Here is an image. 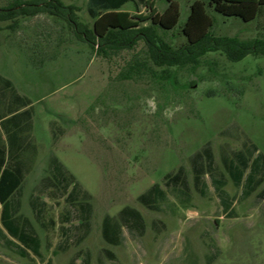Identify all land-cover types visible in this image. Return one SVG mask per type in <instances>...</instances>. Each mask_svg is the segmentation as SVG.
I'll list each match as a JSON object with an SVG mask.
<instances>
[{
	"label": "rangeland",
	"instance_id": "rangeland-1",
	"mask_svg": "<svg viewBox=\"0 0 264 264\" xmlns=\"http://www.w3.org/2000/svg\"><path fill=\"white\" fill-rule=\"evenodd\" d=\"M11 1L0 0V7ZM61 1L76 6L78 21L92 28L87 0ZM154 2L159 11L165 8L164 0ZM177 2V25L160 33L176 48L185 43L181 30L191 1ZM125 9L137 15L131 4ZM206 10L214 36L264 37V6L248 22L208 5ZM10 23L0 22V75L33 106V126L22 133L28 171L19 214L36 231L41 256L21 255L0 239V264H264V178L239 200L242 185L235 187L225 169L226 159L242 167L239 154L248 161L245 174L258 159L264 177V56L230 62L210 52L194 64L159 68L142 41L132 50L103 55L58 18L43 14L30 22L20 17L14 30ZM6 34L11 38H3ZM19 48L22 53L6 55ZM37 49L44 60L52 55L56 62H31ZM163 70L167 79L160 76ZM2 138L7 148L6 135ZM195 157L203 192L194 185ZM179 171L184 176L167 186L165 176ZM46 177L64 179L66 193L77 183V202L70 204L65 192L52 198L42 184ZM215 178L225 181L232 203L227 210ZM156 183L167 200L148 208L138 197ZM31 200L45 203L44 219L55 221L52 228L37 222ZM78 202L90 205V217L73 215ZM129 211L139 212L138 227ZM106 217L119 229L120 244L103 237ZM60 227L70 232L66 241Z\"/></svg>",
	"mask_w": 264,
	"mask_h": 264
},
{
	"label": "trees",
	"instance_id": "trees-1",
	"mask_svg": "<svg viewBox=\"0 0 264 264\" xmlns=\"http://www.w3.org/2000/svg\"><path fill=\"white\" fill-rule=\"evenodd\" d=\"M165 1L167 6L160 13L152 0H87V13L93 19V25L90 28L78 21L76 6L66 5L61 0H12L7 5L0 7V22L10 21L8 28L14 30L20 17L47 14L63 20L79 40L86 43L97 54L103 55L121 50H132L139 41H142L146 47L148 58L154 66L159 68L184 67L194 64L199 58L210 52H220L230 62L240 61L247 55L264 56V37L242 39L214 36L210 32L213 20L206 10L208 5L223 16L239 17L248 22L257 17L260 8L264 6V0H208L207 3L202 0H187L191 1L190 12L181 30L185 36V43L177 48L165 41L160 34L173 29L180 17L177 0ZM126 3L133 4L135 9L143 5L146 13L131 15L130 12L121 10ZM160 76L167 79L169 77L168 70H163ZM5 82L11 85L9 80L5 79ZM24 102L26 105L31 104L27 98ZM31 109L30 106L23 112L14 113L9 119L1 123L6 133L7 148L3 139L0 138V239H3L7 244H13L21 255L26 256L27 252H31L40 257L39 237L27 217L19 214L22 185L28 171L26 161L22 158L28 143L26 138L22 137V133L32 128ZM196 157L192 167L194 185L199 192H203L202 189H206V185L205 183L201 184L200 173L202 169ZM236 160L242 163V167L226 159L228 165L225 169L235 187L241 188L242 185L239 200H244L256 190L264 177L259 176L261 167L258 165V159L252 161L250 170L246 174L248 161L241 160L239 154L236 155ZM55 165L60 167L59 163ZM183 176L181 171L174 175L167 174L165 176L167 178L166 185L175 186ZM214 182L217 184L215 191L221 199L223 209L227 210L232 203L223 190L225 181L224 179L219 181L215 178ZM42 184L45 191L52 195V198H57V194L60 192L66 193L68 187L64 179L53 182L48 177L42 180ZM58 187L62 190H59ZM77 189L78 184L76 183L72 190L66 193L65 198L70 204H75L78 200L81 189L79 188L78 191ZM83 192L86 195L85 191ZM181 192L186 195V192ZM261 192L264 195V188ZM138 198L146 207L157 209L159 202L167 200V192L156 183ZM44 205V202L40 204L34 200L30 201L37 222L45 228L48 224L52 228L55 221L52 218L44 219ZM77 210L78 213L73 214L74 216L90 217L91 207L89 204L78 202ZM129 213V216L133 218L134 226L138 227V224L141 223L139 212L133 211L131 213L129 211ZM66 215H69V211H66ZM108 220V217L104 219L103 237L113 244H120L123 239L120 231L118 228L109 225ZM60 228L63 230L61 234L66 241L70 232L63 227ZM7 235L17 240L21 246L12 242ZM43 264H51V262L47 261ZM70 264H75V261Z\"/></svg>",
	"mask_w": 264,
	"mask_h": 264
},
{
	"label": "crops",
	"instance_id": "crops-1",
	"mask_svg": "<svg viewBox=\"0 0 264 264\" xmlns=\"http://www.w3.org/2000/svg\"><path fill=\"white\" fill-rule=\"evenodd\" d=\"M152 1L154 2V0H152ZM129 4H131V3L124 4L122 6L121 10L128 11V12L131 13V15H133V13L130 10L125 9V6L126 5H129ZM165 4H166L165 5V8H166V6H167L166 1H165ZM131 5L133 6V4H131ZM154 6L156 7L155 2H154ZM133 8H134V6H133ZM156 9H157V7H156ZM134 10L137 13V15H139V14H145L146 13V9H145V7L143 5H140L138 7V9H135L134 8ZM157 11L160 12V13L162 12V11H159L158 9H157ZM42 15L43 14H37L35 16L25 17V18L30 19V22H36V19L39 16H42ZM44 15H47V14H44ZM49 17H52V16H49ZM3 38L9 39V38H11V36L8 35V34H6V35H3ZM31 40H32V37H31ZM23 42H24V44L25 43L26 44H29L30 43V41L27 42L25 40ZM33 45H34V48H35V46H36V48H40L36 43H34ZM29 47H30V45H29ZM20 50H22V49L19 48V50H17V51L11 50L9 53H6V55H8V54H10V55H16L18 53H22ZM37 50L35 52L31 53V55H30L31 56V60H30L31 62H39V63H43V62H47V63L56 62L53 59V56L52 55L48 57L49 59H45L44 60L43 59L44 57L42 56V53H40V51L39 50L37 51ZM2 56L3 55H2V53L0 51V58H1L0 60H2ZM0 62H2V61H0ZM3 78L5 79V77H3L2 75H0V138L1 139H3L2 136H4L6 134L5 131H4V127H2V124H1L2 122H4L6 119H9L10 116L12 114H14V113L23 112V111L27 110L30 106H31V108H33L32 104H30V105H26L25 104L24 101H25L26 96L25 95L22 96V94L20 95V93H18L16 90H15V92H13V89H12L11 85L7 84L5 82V80H3ZM7 80H9V79H7ZM21 98H22V100H21ZM33 116L34 115L32 113V117ZM32 117H31V120H32ZM48 126L50 128V123L48 124ZM26 156L27 155L24 154L22 158L23 159H26L27 158Z\"/></svg>",
	"mask_w": 264,
	"mask_h": 264
}]
</instances>
